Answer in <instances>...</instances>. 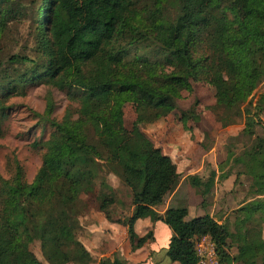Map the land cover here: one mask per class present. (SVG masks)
<instances>
[{
	"label": "trees",
	"instance_id": "obj_1",
	"mask_svg": "<svg viewBox=\"0 0 264 264\" xmlns=\"http://www.w3.org/2000/svg\"><path fill=\"white\" fill-rule=\"evenodd\" d=\"M0 0V41L13 21L28 23L33 55L14 53L8 66H22L0 86L34 82L65 91L76 104L62 120L52 117L47 96L45 119L51 132L42 142V165L27 181L17 165L10 178L0 176V264H45L33 251L40 242L51 264H89L91 253L77 237L83 195L96 194L98 209L127 226L131 241L143 247L151 232L138 237L137 220L154 213L173 232L166 249L170 264H199L196 239L215 242L221 264L238 242V259L264 264V239L249 223L264 224V93L251 109L244 105L264 80V0ZM210 82L223 126L245 115L242 135L252 144L227 160L243 164L256 198L238 210L235 231L210 214L188 219L187 207L154 212L177 188L182 175L170 155L157 147L141 126L177 108L192 82ZM126 103L136 106L132 129L125 126ZM252 103V102H250ZM193 110L182 112L184 125ZM119 174L131 191L132 214L115 220L116 197L96 180L102 165ZM104 166V165H103ZM216 171L207 179L189 175L203 202L211 194ZM223 177H228L224 175ZM112 190V188H110ZM113 191V190H112ZM262 227V226H261ZM259 227V228H261ZM249 233V234H248ZM98 264H125L103 258Z\"/></svg>",
	"mask_w": 264,
	"mask_h": 264
},
{
	"label": "rangeland",
	"instance_id": "obj_2",
	"mask_svg": "<svg viewBox=\"0 0 264 264\" xmlns=\"http://www.w3.org/2000/svg\"><path fill=\"white\" fill-rule=\"evenodd\" d=\"M149 3L150 0H139L138 4ZM18 21L10 24L0 41V80L24 69L22 66L9 67L7 59L10 55L18 52L34 54L33 43L27 36L28 23ZM49 93L55 104L52 117L62 120L66 109L76 105L68 99L65 91L34 82L0 86V176L10 178L19 165L24 169L27 181L34 179L45 152L42 142L51 132V124L45 119ZM262 93L264 80L244 105L243 111L247 106L253 109ZM177 105L168 116L141 126L145 135L171 156L182 175L177 190L167 197L162 206L154 208V212L161 214L165 207L168 209L171 206L187 207L188 219L210 214L235 231L238 210L256 198L251 188V177L243 173L244 165L227 160L229 152L239 155L252 144L250 138L242 135L245 115L235 123L223 126L220 110L215 108V87L203 80L193 81L191 90L182 92ZM189 109L193 110L196 119L184 125L182 112ZM124 111L125 126L132 129L137 119L136 106L126 103ZM261 122L257 129L263 132L264 115ZM103 165V169L97 171L96 192L98 194L103 183L109 185L113 191L107 188L108 191L116 197L115 204L111 206L113 218L126 220L133 210L131 191L114 169ZM212 171H216V182L206 202H203L200 188L193 186L188 176L199 175L207 179ZM226 174L228 177H223ZM95 195L82 196L80 207L85 205L86 209L78 217L80 227L77 237L93 257L89 264H98L103 258H119L125 264H170L166 249L173 232L165 222L156 219L154 213L137 220L135 230L138 237L149 232L153 234L148 243L139 248L136 241H131L126 225L109 221L98 209ZM261 226L250 222L248 232L250 229V233L255 236L260 234L264 239V224ZM31 247L45 264H51L44 256L40 242H34ZM228 251L234 259L232 264H246L244 258L238 259L237 241L230 242ZM217 261L221 264L218 251Z\"/></svg>",
	"mask_w": 264,
	"mask_h": 264
},
{
	"label": "built area",
	"instance_id": "obj_3",
	"mask_svg": "<svg viewBox=\"0 0 264 264\" xmlns=\"http://www.w3.org/2000/svg\"><path fill=\"white\" fill-rule=\"evenodd\" d=\"M196 251L199 264H218L217 247L210 236L205 235L196 239Z\"/></svg>",
	"mask_w": 264,
	"mask_h": 264
},
{
	"label": "crops",
	"instance_id": "obj_4",
	"mask_svg": "<svg viewBox=\"0 0 264 264\" xmlns=\"http://www.w3.org/2000/svg\"><path fill=\"white\" fill-rule=\"evenodd\" d=\"M184 179H186L185 177H184ZM180 185V184H179ZM179 187V186H178ZM177 187V188H178ZM177 188L175 189V190H177ZM166 209H167V207H165V210H163L162 212H161V214H164V212L166 211ZM175 263H178V262H175Z\"/></svg>",
	"mask_w": 264,
	"mask_h": 264
}]
</instances>
